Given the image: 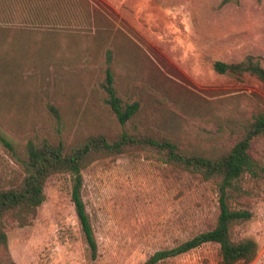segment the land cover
<instances>
[{
	"label": "rangeland",
	"instance_id": "1",
	"mask_svg": "<svg viewBox=\"0 0 264 264\" xmlns=\"http://www.w3.org/2000/svg\"><path fill=\"white\" fill-rule=\"evenodd\" d=\"M221 1L46 0L40 4L51 12L38 20L30 1L0 0V187L21 176L31 146H69L90 134L127 131L198 151L231 145L233 123L264 102V86L250 76L218 73L213 62L250 54L264 67V0ZM107 67L121 102L140 105L123 124L104 89ZM249 154L255 170L226 190L229 207L249 216L233 221L229 235L257 243L255 257L236 264H264L263 137ZM81 176L95 256L71 200L72 177L56 173L27 223L5 217L7 251L0 246V259L6 254L16 264H145L155 252L216 223L215 182L142 150L96 158ZM155 264L221 260L218 244L206 242Z\"/></svg>",
	"mask_w": 264,
	"mask_h": 264
},
{
	"label": "trees",
	"instance_id": "2",
	"mask_svg": "<svg viewBox=\"0 0 264 264\" xmlns=\"http://www.w3.org/2000/svg\"><path fill=\"white\" fill-rule=\"evenodd\" d=\"M41 1L46 0H28L29 8L35 11L34 16L38 20L51 12L49 6L40 4ZM229 1L231 0H222L221 4ZM89 10L91 12L97 8L91 7ZM106 59L110 62V50L106 51ZM213 68L221 74L230 73L253 77L264 86V67L256 56L248 54L237 62L215 60ZM103 85L112 110L121 124L139 111V102L123 104L116 95L113 74L109 67L106 69ZM221 101L217 100L216 102L220 103ZM233 129L236 132V139L231 145L212 147L210 151L182 148L169 138L131 134L127 131H121L114 137H107L101 133L90 134L69 146H65L62 142L31 146L27 158L23 162L21 176L10 186L0 187V246L7 251V236L3 228L5 217L11 216L21 224L27 223L26 217L33 214L43 201V188L46 180L53 174L66 173L72 177L71 200L88 249L91 256L94 257L97 244L81 196V170L96 158L118 155L128 149L136 148L173 167L197 174L204 180L215 182L219 190V212L214 227L173 248L155 252L145 264H155L165 258L185 253L206 242L218 244L221 264L251 261L256 255L257 243L252 239L235 242L229 235L230 224L233 221L247 218L249 214L246 211L233 210L229 207L226 190L234 179L244 172H253L257 166L256 161L249 154V148L257 138H264V102L258 106L257 110L234 122ZM0 264L16 263L5 254L0 259Z\"/></svg>",
	"mask_w": 264,
	"mask_h": 264
}]
</instances>
